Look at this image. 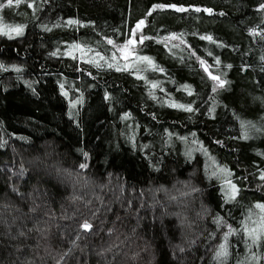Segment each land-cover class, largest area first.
<instances>
[{"label": "trees", "instance_id": "trees-1", "mask_svg": "<svg viewBox=\"0 0 264 264\" xmlns=\"http://www.w3.org/2000/svg\"><path fill=\"white\" fill-rule=\"evenodd\" d=\"M261 5L0 8V264H264Z\"/></svg>", "mask_w": 264, "mask_h": 264}, {"label": "snow or ice", "instance_id": "snow-or-ice-1", "mask_svg": "<svg viewBox=\"0 0 264 264\" xmlns=\"http://www.w3.org/2000/svg\"><path fill=\"white\" fill-rule=\"evenodd\" d=\"M20 2H21V0H15L16 4H19ZM13 3H14V0H7V4L6 5L5 4H0V8L11 7V6H13ZM173 7H175V6H173ZM260 7L262 9H264V5H261ZM177 10L178 11H185V9H183V8H179ZM196 11H200V9L197 8ZM205 11L211 12V9H205ZM143 23H144V21H140L137 24V28H140V26L143 25ZM16 32H17V34H21L22 28H17ZM208 39H211V37H208ZM109 43H112V41H109ZM143 59H147V58L145 57ZM213 79L214 80H218L219 78L218 77H213ZM223 83H224L223 81H220V85L221 86L223 85ZM80 167L81 168H85L86 165L81 164ZM21 174H22V172H21ZM257 207L264 208V206H260V205H258ZM82 228H84L85 230H89V229H91V225L89 223L85 222L82 225ZM245 230L248 231V235L251 238L253 244H256L258 241L264 239V228H261L259 230H257V229H253V230L245 229ZM226 238H227V235H226L225 239ZM226 256H227V245L226 244H222V245L219 246V249L216 252V258L220 259L221 260V264H222V258H224Z\"/></svg>", "mask_w": 264, "mask_h": 264}, {"label": "rangeland", "instance_id": "rangeland-1", "mask_svg": "<svg viewBox=\"0 0 264 264\" xmlns=\"http://www.w3.org/2000/svg\"><path fill=\"white\" fill-rule=\"evenodd\" d=\"M137 24H136V27L133 29V32L130 35V37H128V39L123 44H120L117 46L118 52L120 53L122 60H124L127 65H132V66L135 65L134 62H140L141 61V59H139L140 57H139L138 52H137L138 51L137 44L139 43V41L142 38L141 35L139 34V32L142 28V25L140 26V28H137ZM129 56H131V58L134 59L135 61L129 60L128 59ZM257 217H258V214H257L256 218ZM254 221H255V218H254ZM256 224L259 227L264 225V217L259 218V219L257 218Z\"/></svg>", "mask_w": 264, "mask_h": 264}]
</instances>
